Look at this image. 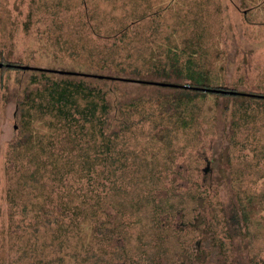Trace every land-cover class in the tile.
I'll use <instances>...</instances> for the list:
<instances>
[{"label": "rangeland", "instance_id": "obj_1", "mask_svg": "<svg viewBox=\"0 0 264 264\" xmlns=\"http://www.w3.org/2000/svg\"><path fill=\"white\" fill-rule=\"evenodd\" d=\"M150 45L165 52V71L157 60H141L144 48L154 49ZM124 54L129 62L136 60L131 64L143 66L137 76L175 84L128 81L117 88L120 102L126 96L138 102L128 115L134 125L121 132L131 145L140 143L129 159L136 168L130 181L144 187L141 175L148 171L196 172L208 161L211 146L210 173L219 189L214 196L223 197L206 200L198 208L201 215L204 210L209 215L205 223L203 216L197 217L196 229L186 223L177 235L148 232L162 207L140 195L128 198V206L117 211L115 219L133 216V221L123 223L135 222L125 229L134 244L122 245L112 235V255L103 264H264V0H0V59L35 67V71H0V264H51L53 258H60L55 261L59 264H102L98 254L105 253L100 247L105 240L103 227L90 225L84 230L78 223L72 226L62 219L49 226L44 222L43 231L16 222L42 218L36 213L39 206L48 211L54 205L52 211L58 213L62 179L50 176L53 167L42 160L38 143L66 139V132L49 120L33 121L31 129L38 126V139L31 148L32 158L26 161L9 160L6 154L15 155L16 150L5 142L16 136L26 118L25 100L31 101L24 99L28 84L42 86L49 80L42 70H99L106 66L101 71L109 74L112 59ZM147 62L152 66L146 67ZM131 64L126 67H133ZM62 78L53 74L50 79ZM85 81L89 86L96 82L94 77ZM188 82L197 87L226 86L242 93L224 95L174 87ZM119 110L115 111L118 118ZM148 114L142 126L135 125L133 119ZM144 154L139 162L133 159ZM45 195H49L46 202L42 200ZM230 195L246 209L247 219L241 216L237 222L231 218ZM188 197L186 194L180 202L186 209ZM190 202L191 208L195 199ZM171 205L164 201L163 207ZM84 207L91 209L85 205L80 209ZM89 211H79L80 217L87 218ZM143 216L148 223L142 222L143 229L136 231L140 229L136 220L141 222L138 218ZM122 232L119 228L116 233L121 236Z\"/></svg>", "mask_w": 264, "mask_h": 264}, {"label": "trees", "instance_id": "obj_2", "mask_svg": "<svg viewBox=\"0 0 264 264\" xmlns=\"http://www.w3.org/2000/svg\"><path fill=\"white\" fill-rule=\"evenodd\" d=\"M150 47H154V49L149 51L148 48H144L145 52L141 60H145L146 57L149 58L146 59L147 61L157 60L160 67L161 65L164 66V69L161 70L165 71V61L162 59L165 52L163 50L164 53L157 52L161 49L158 46L150 45ZM147 49L148 53L146 54ZM155 50L158 54L155 53ZM127 53L129 54L130 52ZM128 54H124V57H118L115 61L114 58L112 59V73L109 74L105 73V71H101L106 66L101 67L99 70L82 68L42 70L41 74L43 77L49 80L45 81L42 86H37L35 83L28 84L24 99L29 98L31 101L25 100L24 107H26V118L25 120H21L20 125L17 127L16 136L5 142L8 147L16 150L15 155L6 154L9 160H19L23 158L24 161H26L32 158L31 148L36 144V140L38 139V126L34 130L31 129L33 121L48 122L46 120H49V122L54 123L57 127L66 132V139L49 138L46 142L38 143L40 150L43 152L41 157L42 160L44 162H50L51 165L49 166L53 167V169H49L50 176L58 175L62 179V190L57 195L59 196L57 201L58 213L52 211L54 205L48 209L49 212L40 209L41 206H39L36 213L39 212L42 218L34 216V218L32 217L27 221L20 220L17 217V212H19V210L17 212L14 211V218L18 219L16 222H19L23 227H25L24 222H26V224H32L33 227H35V225L40 227L37 230L43 229V231L47 226L54 225L62 219L72 226L74 223H78L80 229L84 230H88L90 225L103 227L106 230L105 240L100 247H102L101 251L104 250L105 253L98 254L100 255L99 259L102 264L112 255V235L113 237L118 236L116 238L122 242V245L125 243V245L128 246L127 242H129L131 246L134 244L130 240L131 235H127L128 230L125 231V229L133 226L135 222L129 224L123 223V220L133 221V216L128 217L124 215L123 218L118 217L115 219L117 211L122 212L123 209L125 210L128 206V198L140 195L142 198L153 199L158 207H162L158 209L160 213L156 218L154 227L150 228L148 232H156L163 235L164 231L165 235H177V232L182 230V225L183 229H185L186 223L191 226L192 230L196 229L195 220L197 217L203 216V223H205V220L209 219V215L204 209L201 215V213L198 212V208H203L205 203H207L206 200L211 202V199L215 201L223 197L220 194L219 196H214L219 189L216 188L217 185L215 183H212L213 179L210 173V164L212 160V158H210L211 146L208 150L210 153L208 161H204V167L202 165L201 169L196 172H194V170L179 172L176 171V169H170L167 173H163L161 170H159L158 173H150L148 171L145 175H141L144 181V187L130 181V176L136 168L130 164L129 159H132V156L137 153L134 150L140 143L137 144V142H134V144L131 145L129 141L124 139V135H122L121 132L126 131L131 125H134L132 120H128V115L130 114V108L132 106L136 107L138 102H136L134 98L130 99L127 96L124 98L123 102H120L117 94V92L120 93V90L117 88L125 85L128 81L138 82L139 85H146L148 83L158 85L154 83V81L160 80H150L137 76L136 73L139 71V68L143 66H141L140 63L136 65L135 63L131 64L136 60H130L129 62V58H126ZM167 57L170 59L169 53ZM0 62H3L0 66V71L9 68H15L21 71H35L34 68H22L18 65L25 64L14 63L15 61H13L12 64L9 63L10 65L6 64L7 62H12L10 60L0 59ZM175 62L179 63L177 58H175ZM175 62L173 59L171 64L174 65ZM122 63L125 65H122ZM127 64H131L133 67L128 68L126 67L128 66ZM151 66L152 64H148L147 62L146 67ZM55 73L62 75L63 78L51 80L50 78L53 77V74L57 75ZM63 75L67 78H64ZM91 77H94L96 82L94 85L89 86L85 80ZM49 81L51 83H48ZM31 84H34L33 90L28 88ZM1 87L2 84L0 83V88ZM174 87L181 88L180 91H184V87L188 89H199L195 87V84L192 82H188V84L185 85H176ZM220 87L226 91L210 92L224 95L242 93L236 90V92L227 91L226 86ZM177 101L179 100L177 99ZM112 108L114 110L111 117L110 112H112ZM117 108L120 109V118L115 115ZM148 116L149 114L144 117L140 115L139 119H133L135 125L142 126ZM114 120L116 123L112 129L111 124ZM28 128L30 132H27ZM18 148H20L19 154H17ZM55 149H60L61 152H54L53 150ZM2 151L0 150V153H2ZM10 156L12 157L10 158ZM144 156L145 154L142 155L141 158L133 159L139 162ZM161 162H163V160ZM19 164L22 166L24 165L23 162ZM25 180V178L22 179L23 183H25ZM48 184L52 187H57L49 181ZM136 192L140 194H136ZM186 194H189L187 209L185 206V208H183V205L180 203L182 199L186 197ZM231 195L228 197L230 203H232L230 201L231 199L233 201V213H231V218H234L237 222H239L241 216L244 220L247 219L246 209L240 204V201L236 203V196L233 197ZM48 197L49 195L42 196V200L46 202ZM237 197L239 198V196ZM192 199H195L193 203L195 205L190 208V201ZM198 199L202 200L203 203H198ZM164 201H170L172 204L169 209H164ZM45 202L42 203L43 207H46L44 206ZM202 204L204 205L201 206ZM82 205L91 207L90 211L87 207L80 209ZM174 206L176 207L173 210ZM81 210L85 213L89 211L91 214L87 218L82 219L79 215V211ZM64 211L67 214H64ZM222 212L224 213V211ZM59 213L64 215L63 218L59 217ZM240 213L242 214L240 215ZM138 219L141 221L138 222L136 220V222L140 224V229L137 228L135 230L140 232L141 229H143V223H148V221L146 216ZM44 222H48L47 226H44V224H46ZM182 222H184V224ZM241 223L240 227L242 225ZM119 228L124 231L122 234L124 233L126 235L122 237V234L120 236L116 233ZM114 242L120 245L115 238ZM88 251L97 253L92 249ZM30 259L32 258L28 257V260L31 262ZM57 259L53 258V261H50V263L59 264L55 262ZM107 263L108 261L106 264Z\"/></svg>", "mask_w": 264, "mask_h": 264}, {"label": "water", "instance_id": "obj_3", "mask_svg": "<svg viewBox=\"0 0 264 264\" xmlns=\"http://www.w3.org/2000/svg\"><path fill=\"white\" fill-rule=\"evenodd\" d=\"M3 63L0 62V66L2 65ZM22 68H35V67H32V66H28V65H18ZM154 83H157V84H161V85H175V84H171V83H168V82H163V81H154ZM197 87V86H195ZM197 88H201L205 91H220V92H225L226 90L225 89H221V88H209V87H197ZM227 91H231V92H236L235 90H227Z\"/></svg>", "mask_w": 264, "mask_h": 264}, {"label": "flooded vegetation", "instance_id": "obj_4", "mask_svg": "<svg viewBox=\"0 0 264 264\" xmlns=\"http://www.w3.org/2000/svg\"><path fill=\"white\" fill-rule=\"evenodd\" d=\"M6 64H8V63H6ZM10 64H12V63H10ZM10 64H8V65H10Z\"/></svg>", "mask_w": 264, "mask_h": 264}]
</instances>
